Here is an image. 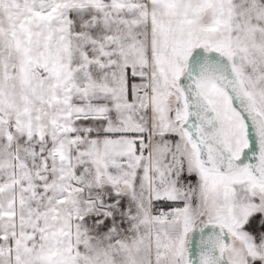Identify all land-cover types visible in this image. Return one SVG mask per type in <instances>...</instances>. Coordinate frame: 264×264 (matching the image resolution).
Segmentation results:
<instances>
[{"label":"snow or ice","instance_id":"snow-or-ice-1","mask_svg":"<svg viewBox=\"0 0 264 264\" xmlns=\"http://www.w3.org/2000/svg\"><path fill=\"white\" fill-rule=\"evenodd\" d=\"M0 264H264V0H0Z\"/></svg>","mask_w":264,"mask_h":264}]
</instances>
